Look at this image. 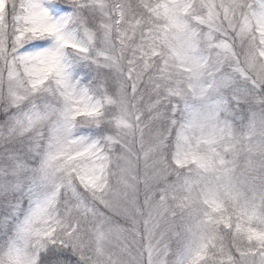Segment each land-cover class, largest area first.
<instances>
[{"label":"snow or ice","instance_id":"snow-or-ice-1","mask_svg":"<svg viewBox=\"0 0 264 264\" xmlns=\"http://www.w3.org/2000/svg\"><path fill=\"white\" fill-rule=\"evenodd\" d=\"M0 264H264V0H0Z\"/></svg>","mask_w":264,"mask_h":264}]
</instances>
